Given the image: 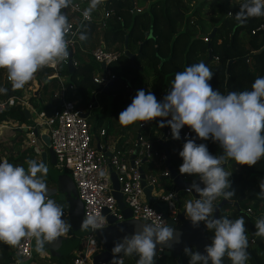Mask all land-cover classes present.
I'll return each mask as SVG.
<instances>
[{
    "label": "clouds",
    "instance_id": "9594fccd",
    "mask_svg": "<svg viewBox=\"0 0 264 264\" xmlns=\"http://www.w3.org/2000/svg\"><path fill=\"white\" fill-rule=\"evenodd\" d=\"M100 4L101 0H90L84 19H90ZM70 6L73 0H0V69L7 71L14 89H23L42 68L55 67L69 58L66 36L72 25L62 10ZM252 17H264V0H243L240 4L235 19L244 25ZM79 39L86 41L87 33L80 32ZM213 75L204 62L192 64L175 74L162 102L151 91L141 89L118 121L128 126L161 118L159 127H170L173 139L179 140L181 129L188 126L201 140L219 142L221 156H213L205 144L198 145L187 137L179 153L183 160L179 172L198 175L204 185L202 188L194 181L186 189L199 197L187 201L186 215L193 226L203 222L209 231L214 230L212 243L203 254L188 247L184 253L189 256V264H223L225 256L231 264H246L250 243L244 218H214L213 204L220 200L218 197L227 201L235 195L230 190L231 173L224 167L226 159L253 167L264 157V77H258L250 91L224 95L212 89L209 81ZM8 91L0 87V94ZM169 116L165 123L164 118ZM26 163L27 171L7 160L0 162V242L17 247L22 240L35 239V251L42 254L47 244L67 234L72 225L63 218L64 207L49 197L48 166L36 160ZM99 174L104 175L102 171ZM260 188L264 194V184ZM174 196L172 193L165 199ZM98 222L95 215H89L82 227L95 228ZM254 224V235L264 237V217ZM181 235L163 221L138 224L132 234L114 242L111 264H123V255L138 256L137 264H155L158 245L171 247L180 242Z\"/></svg>",
    "mask_w": 264,
    "mask_h": 264
},
{
    "label": "trees",
    "instance_id": "16d2710c",
    "mask_svg": "<svg viewBox=\"0 0 264 264\" xmlns=\"http://www.w3.org/2000/svg\"><path fill=\"white\" fill-rule=\"evenodd\" d=\"M87 1L89 0H84L83 2L86 3ZM101 1H103L104 9L111 10L113 13L104 21L105 26L101 29H97L98 24L94 21L84 22L80 32H86L88 39L81 41V45L90 42L89 45L93 46L98 41L95 37V31H101V40L104 47L122 52L115 61L108 65V68H112V72L115 71L114 75L116 78L107 86L105 93L101 92V86L93 83L91 79L96 63L92 60L90 54L82 55L78 52V49L74 53L78 64L73 71L69 72L61 63L57 65L56 71L60 75L65 74L67 83L74 87L78 107H84L90 111L92 106L91 95H93L95 100L97 95L110 97L111 108L109 114L111 120L107 122V126H103L105 129L104 137H106V133L108 135L111 131L113 125H115L114 123L119 124V114L131 104L139 91L138 89H142L140 83L144 84V78L139 74L138 68L152 69L154 75L151 82H149L151 87L148 86V90L144 91L146 93L151 91L158 102H162L169 93L175 74L185 70L192 64L205 62L208 52H210L212 58L205 64L214 74L209 81L214 91L218 90L224 95L232 91H250L254 81L258 77H264L263 53L258 55L259 58H257L258 56L251 57V65L255 68H250L248 65L246 68L245 63L241 61V58L246 55L244 53L249 48L253 50L261 48L264 45L263 39H261V42L251 43L250 47L246 48L242 47L241 41L237 37L238 29L248 27L249 42H254L253 40L260 32L255 29L263 22L264 17H253L257 21L252 25L253 27L248 26L253 19H249L244 25L236 26L238 21L235 19V15L240 8H230L225 11L218 0H138L139 6L147 4L139 12L132 10V7H134L133 0ZM82 4L81 2L79 3L80 6ZM207 5H209L207 8L212 15L204 19L202 11ZM228 11L231 15L227 17L226 12ZM92 13L91 15L96 16L94 11ZM213 26H217L214 36L204 42L202 38L207 37ZM125 36H127L126 49L134 55L133 68L129 66L128 58L123 55ZM139 46L141 47L138 50ZM213 58L216 60H213ZM230 60L231 62L225 71V64ZM247 61H250L249 58ZM260 66L262 68H256ZM3 71L5 70L0 69V80ZM52 72L51 68L44 67L34 76L36 91L35 95H31L28 101L37 113L40 111L49 113L53 106L57 107L58 105V99L54 96V93L59 89L57 80L54 78L46 79ZM127 81L129 86L126 88L125 84ZM1 87L8 88L6 84H1ZM8 90L7 94L14 93L19 95L12 87L8 88ZM7 94H0V97ZM6 120H16L19 123L28 122L24 115V109L17 104L6 108L0 114V122ZM85 120L88 125L90 141H92L94 131L100 128L102 121L99 119L96 125H91L86 117ZM149 124L150 121L145 122V128L139 129V132L149 129L147 128ZM185 128L190 131V137L198 145L205 144L210 154L213 156L217 155L219 149L217 142H214L211 138L201 140L188 126H185ZM170 139V141L166 142L167 145L178 142L176 148L168 155L170 165L176 170L183 163L179 155L183 148L180 147L178 140L173 139L172 136ZM147 140L158 153L161 154L163 152L161 144L158 143L154 136L149 135ZM15 141H21L19 134L13 139V142ZM33 157L32 148H25L17 152H12V148L9 146L0 148V162L4 158V160L14 166H23L26 171L28 168L26 161L35 160ZM230 162L233 167L229 177L231 182L230 190H234L235 195L230 200H227L230 202L229 204L219 210L218 218L224 217V212L229 207L233 208V201H237L235 216L230 220L243 217L247 229L246 233L254 240L253 244L248 246L247 251L250 254V258L246 264H264V237L254 235V221L244 213V209L253 205L252 203L257 204L255 210L264 206V194H261L262 190L260 188V185L264 184V157L253 167L238 165L234 160H230ZM250 191L251 193H247ZM213 234L214 230L209 231L206 229L204 231V236L211 243ZM80 248L79 244L73 252L63 256L50 253V261L56 264H71L74 253L80 251ZM8 251H10L9 246L0 242V259L3 258L5 264L9 262L10 253ZM35 256L36 254L32 252L33 259ZM178 259L179 264H189V256L184 253V250L179 253ZM157 261L159 264H176L174 258L163 255ZM124 262L125 260L123 264ZM228 262L231 264L229 259Z\"/></svg>",
    "mask_w": 264,
    "mask_h": 264
},
{
    "label": "built area",
    "instance_id": "2783aa9c",
    "mask_svg": "<svg viewBox=\"0 0 264 264\" xmlns=\"http://www.w3.org/2000/svg\"><path fill=\"white\" fill-rule=\"evenodd\" d=\"M132 10L139 12L138 8L132 7ZM84 10L81 9L79 4L73 2V6L65 9V14L68 17L69 23L72 25L70 32L66 36V39L70 42L68 51L69 58L72 67H76V61L71 57V54L75 51L79 44V34L81 26L84 22H96L97 29H101L105 26V20L113 13L111 10H104L99 17L91 15V18L85 20L83 17ZM229 16V11L226 12ZM256 31H264V20L255 29ZM253 32V31H252ZM72 33H76L75 36ZM204 41L207 38H203ZM92 60L96 64H103L101 67V75L92 76V82L100 86H105L109 81H113L116 77L114 73L108 68V65L115 61L122 52L114 49H106L102 45L93 47L89 52ZM63 61L61 63H65ZM216 60V59H215ZM53 73L47 76V79L54 78L57 80L59 89L57 95L59 97V104L57 107L51 108L49 113L40 111L33 113V121L31 125L26 126L25 131L28 132L30 140L26 143V146H33L32 129H36L38 133H44L49 137V145L55 156L54 168L57 170H66L69 172L71 180L77 192V196L82 203V219L84 220L89 215H95L98 218V224L95 228H87L89 233L80 239V251L74 253L71 264H92V256L98 254L102 249L94 238L92 232L94 229L101 228L108 225L106 220L107 216H111L116 221L122 220V215L116 207L115 200L111 194V183L109 179L110 169L114 172L115 178L118 184V191L121 194L124 206L129 209L130 217L138 219L147 223H160L163 221L166 223L163 215L157 212L153 207L146 203L143 194V188L141 187V179L145 181L146 185L151 186L150 195L155 196L156 200L164 203L166 207V213L168 216L177 222V214L181 210L179 202L176 198L177 190L164 192L162 189L154 191V186L157 184L158 178H168L167 169H163L159 176L144 175L141 172V165L144 161L156 158L157 163L162 164L165 160L163 153H158L152 148L150 142L139 132L136 135L135 147L136 153L130 160V152L125 153L122 149L113 148L110 153L104 154L92 145L90 141V134L88 125L86 123L83 113L77 106V97H75L74 87L70 84H64V81L58 75L56 68H51ZM4 81L10 82L7 78V73L4 74ZM0 84V87H1ZM66 89L74 95L75 99L65 98L64 91ZM171 90V89H170ZM169 90V91H170ZM18 101L15 96H9L6 98L0 97V114L6 109L10 108ZM171 117L164 118L166 122ZM15 123L11 120L1 121V128L15 127ZM136 125L139 129L145 128V122L137 121ZM99 134L104 135V131L100 130ZM172 132L170 127H164L161 129V135L157 138L160 143H165L171 140ZM186 137H190V131L183 127L180 132V141L184 145ZM103 172L101 176L99 173ZM143 174V177L141 176ZM188 174H183L182 179L192 182L188 179ZM188 187L181 189L184 193L190 194L186 191ZM175 193L172 199L166 200L170 194ZM220 199V197H218ZM105 210L103 213L102 211ZM244 213L247 217L252 219L254 223L257 218L264 214L260 211H255L251 207L244 209ZM65 234L62 237H66ZM31 240H22L20 245L13 247L14 258L7 264H16L17 260H31ZM253 239H249V243L252 244ZM113 257L105 263L111 264ZM139 259V257H138ZM124 261V257H122Z\"/></svg>",
    "mask_w": 264,
    "mask_h": 264
},
{
    "label": "water",
    "instance_id": "95a60500",
    "mask_svg": "<svg viewBox=\"0 0 264 264\" xmlns=\"http://www.w3.org/2000/svg\"><path fill=\"white\" fill-rule=\"evenodd\" d=\"M62 11L65 13V9ZM213 34L214 30H211L208 34V38H211ZM126 40L127 36L124 37L123 41V55L128 58L129 66L133 68L134 55L127 51ZM140 47L141 46L138 47V50L140 49ZM262 51H264V45L253 54H259ZM211 58V54L210 52H208L205 63L210 61ZM246 60V57L241 58V61ZM230 62L231 60L227 62V66ZM101 67H103V64H101ZM66 68L69 72L73 71L70 60H67ZM112 82L113 81H109L106 86L101 89V92L105 93L107 86ZM90 101H94L93 96L90 97ZM24 115L26 119L29 118L27 110H24ZM83 116L85 117L86 114H83ZM18 130L20 129L17 128L16 131ZM23 131H25V128H23ZM32 136L34 138V145L32 146L34 154L38 156L39 162L45 163L49 169L47 174V181L50 183V185L48 186L49 197L54 199L57 204H60L64 207L63 218L72 225V228L67 233L66 237H60L56 242L46 245L45 250L49 251L50 253L63 256L73 252L78 247L81 237L87 235L89 233V230L82 227V203L77 196V192L71 180L69 172L66 170H57L54 168L55 156L49 145V137L44 133H38L35 128L32 129ZM160 144L164 150V155L166 157L164 160V166H166V169L169 173L168 178L175 185V189L181 190L183 188L189 187L194 181L200 184V186L203 188L204 185L198 175H195V178L192 180V182L182 179V174L180 172L177 173L176 170L169 164L167 144ZM217 145L219 146L217 156H220V154L223 153V149L219 145V142H217ZM136 150L137 148L135 147L133 149L132 155L130 156V160L133 158ZM141 176L143 177V174H141ZM109 179L111 183V194L115 200L117 209L122 215V220L115 222L113 217L107 216L106 220L108 222V225L93 230L92 234L102 250L98 254L92 256V264H102L110 260L113 257L112 249L114 247L115 241L121 239L124 235L132 234L134 232V228L138 224H147V222H143L130 217V211L124 206L121 194L118 191V184L115 178V174L111 169L109 172ZM140 183L141 187H144L143 194L146 203L150 204L154 210L160 212L163 215L166 224L174 226L178 231L182 233L179 243H173L171 247L158 245L157 256L154 258L155 264H159L157 259L161 255L172 257L175 259L176 264H179V253L183 251L185 247L191 248L193 251H199L203 254L205 247L211 245V242H209V240L204 236V231L207 229L205 224L203 222H200L198 226H193L192 222L186 215V208H183L178 212L177 222H175L166 213L165 204L157 201L155 196L150 195L151 186L146 185L143 179H141ZM190 194L192 201L199 198L195 192H190ZM229 203L230 202L224 200L223 196H221L220 200L213 204L215 209L213 217L218 218L219 210ZM232 205L237 206L236 202L232 203ZM102 212L104 213L105 210H103ZM121 229H123L124 231L122 232ZM35 247V239H33L31 242V253L36 252ZM120 255L122 256V254ZM124 256H128L132 264H137L138 256L123 255L122 257ZM222 262L223 264H230L228 262V257L226 256L222 258Z\"/></svg>",
    "mask_w": 264,
    "mask_h": 264
},
{
    "label": "crops",
    "instance_id": "0c3cea01",
    "mask_svg": "<svg viewBox=\"0 0 264 264\" xmlns=\"http://www.w3.org/2000/svg\"><path fill=\"white\" fill-rule=\"evenodd\" d=\"M84 0H73V2L74 3H76V4H79L80 2L81 3H83L80 7H81V9H83V10H85L88 6H89V3H90V0L89 1H87L86 3H84L83 2ZM136 1H138V0H136ZM217 1V0H216ZM218 2L220 3V5L221 6H223V9H225V11H227V9H230V8H240V4L243 2V0H218ZM133 3H134V0H133ZM147 5V4H146ZM146 5L143 7H139L140 9H142V8H145L146 7ZM133 6H134V8H138V7H136L134 4H133ZM207 7H209V5H207V6H205L204 8H203V11H202V13H203V17H204V19H207V18H209L212 14H210V11H209V9L207 8ZM138 8V9H139ZM139 9V10H140ZM105 9H104V7H103V1H101V4L97 7V9L96 10H94V12H96L95 13V15L97 16V17H99L100 16V14L104 11ZM135 12V11H134ZM93 14V13H92ZM227 15V14H226ZM228 17V16H227ZM249 19H253L252 21H251V23H250V25L248 24V26H252L253 24H255L257 21H255V19L252 17V18H249ZM239 25H241L239 22H238V24L236 25V26H239ZM253 27V26H252ZM216 28H217V26H213L212 28H211V30H214V34H215V30H216ZM247 29H248V27H241V29L239 30L238 29V33H237V37L239 38V40L241 41V45H242V47H246V48H249L250 47V44L251 43H257V42H261V39H263V41H264V31H261V30H259L260 32L256 35V38L253 40L254 42H249V38H248V31H247ZM210 30V31H211ZM210 31H209V33H210ZM208 33V34H209ZM214 34H213V36H214ZM212 36V37H213ZM95 37H96V39L98 40L97 41V43H94L93 44V46H90L89 45V43L90 42H87V43H84L85 45H81L82 44V42H81V40H79V44H78V46H77V48L75 49V51L71 54V57L76 61V63L78 64V60L74 57V53L76 52V50L78 49V52L80 53V54H89V52H90V50L93 48V47H95V46H98V45H102V46H104V44H103V41L101 40V31H99V30H97V31H95ZM207 40L206 41H208L210 38H208V35H207ZM91 39V38H90ZM202 40H203V38H202ZM204 41V40H203ZM206 41H204V42H206ZM110 49H112V48H110ZM251 48H249L244 54H246L244 57H246L247 58V60H248V58H249V60L250 61H242L243 63H245V66H246V68H247V65L248 66H250V68H255L254 66H252L251 65V63H252V60H251V57L252 56H258V55H260L261 53H263L262 55H263V57H264V51H262L261 53H259V54H253L255 51H257V50H259L260 48H258V49H256V50H253V49H251ZM244 57H242V58H244ZM257 58H259V56L257 57ZM213 60H215L214 58H213ZM256 60V59H255ZM257 62H259V61H257ZM142 63V62H141ZM205 63V62H204ZM64 67H66V64L65 63H61ZM230 64V63H229ZM228 64V65H229ZM263 66V65H262ZM262 66H260V67H256V68H262ZM46 67H48V68H56L57 67V65L55 66V67H51V66H46ZM227 62H226V64H225V71L227 70ZM75 67H73V69H74ZM132 68V67H131ZM53 71V70H52ZM115 72V71H114ZM113 72V73H114ZM138 72H139V74H141V76L144 78V84L143 83H140L141 85H142V89L143 90H148V86L149 87H151V83H149V82H151V79H152V77H153V71H152V69L151 68H138ZM5 73H7V71L5 70V71H3V75H2V77H1V80H0V82H3L4 81V74ZM53 73V72H52ZM59 76H60V78L64 81V84H68L67 83V77H66V75L64 74V75H60V74H58ZM94 75V74H93ZM92 75V76H93ZM46 79H47V77H46ZM92 79V78H91ZM2 84H6V86L8 87V88H10V87H12V84H11V82H4V83H2ZM106 86V85H105ZM129 86V84H128V81L126 82V84H125V87L127 88ZM104 86L102 85L101 86V88H103ZM12 89H14L13 87H12ZM134 90H135V88H133ZM16 92H18V94L19 95H17V94H14V93H11V94H7L6 96H3V97H1V98H6V97H9V96H15V97H17L18 98V101L15 103V104H17V105H19V107L20 108H22V109H24V110H27V112H28V114H29V118L28 119H26V121L28 120V122L27 123H19V122H17L16 120H12L14 123H15V127H11V131L14 133L13 135H12V137L9 139V140H7L8 141V143H13V137L14 136H16L17 134H18V132H21V131H23V128H25L26 129V126H28V125H31L32 124V121H33V113H32V111L34 110L35 111V109L32 107V105L30 104V102L28 101L29 100V97L31 96V95H35V91H36V88H35V81H34V79L32 80V81H30L28 84H26L25 85V87L23 88V89H19V90H17V89H14ZM138 90H140V89H138ZM55 95V98L56 99H58V101H59V97H58V95H57V91L54 93ZM91 96H93V95H91ZM90 96V97H91ZM159 96H160V94H159ZM64 97L65 98H70V97H72V94L66 89V87H65V91H64ZM73 97H74V95H73ZM77 97V96H76ZM93 100L94 101H92L91 102V109L93 108V107H95V106H97V100H95L94 99V97H93ZM58 104H59V102H58ZM94 104H95V106H94ZM109 105H110V108H111V100H110V103H109ZM58 106V105H57ZM53 107H55V106H53ZM52 107V108H53ZM89 108H90V106H88ZM79 109L81 110V112L83 113V114H86V118H87V116L89 115V112L90 111H88V109H86V108H84V107H79ZM51 110V109H50ZM109 113H110V109H109ZM111 119H110V114H109V121H110ZM161 122V118H157V119H155V120H152V121H150V124L147 126V128H149V129H146V130H142V132H139V130H138V127H137V125H136V123H134V124H132V125H128V126H123V125H121L120 123L119 124H116V123H114L115 125H113V128L111 129V131L108 133V135H107V133L105 134V136L106 137H104V135L103 136H101L100 134H99V131L100 130H105L104 129V127H103V125H100V128L98 129V130H96V131H94V137H93V139H92V141L91 142H93L92 143V145H94L97 149H100V151L101 152H103L104 154H109L110 153V151L113 149V148H117V149H122L125 153H127V152H130V154L133 152V149L135 148V141H136V135H137V132H139L141 135H143L146 139L148 138V136L149 135H151V136H154L155 138H156V140H157V138L161 135V129L162 128H160L159 127V123ZM166 123V122H165ZM167 127V126H166ZM17 128H19L20 130H18V131H16V129ZM164 128V127H163ZM1 129H4V128H1ZM0 129V130H1ZM143 129V128H142ZM12 139V140H11ZM12 141V142H11ZM170 141V140H169ZM179 142H181L180 140H178ZM4 143H6V141L4 142ZM164 143V142H163ZM182 143V142H181ZM165 144V143H164ZM178 144V142H176V144H171V145H167V150H168V155H169V153L172 151V150H174L175 148H176V145ZM1 145V144H0ZM4 145L5 144H3V145H1L2 146V148L4 147ZM218 148H219V146H218ZM25 149V148H24ZM219 150V149H218ZM218 152V151H217ZM161 153H163L164 154V150H163V152H161ZM222 155V153L220 154V156ZM217 156V155H216ZM169 157V156H168ZM35 159V158H34ZM36 161H38L39 162V159H35ZM170 164V163H169ZM227 164H230V166L232 165L231 164V162H230V159H228L226 162H225V164H224V166H226ZM161 165V167H160V170H159V173L165 168L166 169V166H164V162H162V164H160ZM180 166H181V164H180ZM180 166H179V168H180ZM232 171V170H231ZM231 171H230V173H231ZM141 172L144 174V175H149L150 176V174L151 175H153V176H155L152 172H151V170H150V166L147 168V167H144L143 166V164L141 165ZM176 172L177 173H179V169L178 168H176ZM159 173H158V176H159ZM39 175V174H38ZM194 177H193V179L195 178V175H193ZM157 177V176H156ZM167 179H169V178H167ZM192 179V180H193ZM46 183H47V186H49L50 185V183L48 182V181H46ZM173 184V183H172ZM173 186L175 187V185L173 184ZM157 191V190H156ZM155 191V188H154V191L152 190L151 192H156ZM252 191V190H251ZM251 191L250 192H247V193H251ZM215 203H216V201H214ZM235 201H233V203H234ZM236 204H237V201H236ZM233 206V205H232ZM237 206H233V208H236ZM249 207H252L254 210H255V208L257 207V205H250ZM260 212H261V214H263L264 213V206L262 207V208H260V210H259ZM225 213V215H224V217H227L228 219H233L234 218V216H235V213H234V215L232 216V215H230V214H227V211H225L224 212ZM261 217H263V216H259L258 218H261ZM257 218V219H258ZM9 246V245H8ZM9 250L10 251H8L9 253H10V256H9V262L14 258V254H13V247L12 246H9ZM31 251H32V249H31ZM35 254H36V256L34 257V259L33 258H31V260H20V261H22V264H56V263H52L51 261H50V252L49 251H47V250H45L42 254L41 253H37V252H35ZM4 260H3V258H1L0 259V264H5V262H3Z\"/></svg>",
    "mask_w": 264,
    "mask_h": 264
},
{
    "label": "rangeland",
    "instance_id": "374dc122",
    "mask_svg": "<svg viewBox=\"0 0 264 264\" xmlns=\"http://www.w3.org/2000/svg\"><path fill=\"white\" fill-rule=\"evenodd\" d=\"M134 5L136 7H138V8L142 7V6H139L138 1H136V0H134ZM94 13H96V12H94ZM111 71H112V68H111ZM93 73H94V76L95 75L96 76L101 75L100 64H96V66H95V68L93 70ZM70 98L75 99L74 97H70ZM96 100H97V106L93 107L90 110L89 115L87 116V120L91 123V125H96L97 121L100 119L102 121V125L105 127V126H107V122L109 121L110 97L109 96L97 95L96 96ZM13 134L14 133L11 131V127L4 128V129L0 130V144L1 145L5 144L4 145L5 147H3V148H6V147L9 146V147L12 148V152L21 151L24 148H27V149L31 148V146H26V143L30 140V136H29L28 132H25V131L18 132V134L20 135V138H21L20 142L19 141H15L13 143H8L7 140H9L12 137ZM14 138H15V136L12 139H14ZM5 141H6V143H4ZM1 145H0V148H2ZM179 145H180L181 148H183V144L181 142H179ZM222 155H223V153H222ZM34 158L35 159H39L36 154H34L33 159ZM227 160L228 159H226V161ZM3 161H4V158L1 159V162H3ZM143 166L147 167V168L150 166L151 172L155 176L158 177V173H159L161 165L159 163H157L156 158H153L151 160H147L146 162H143ZM224 167H225L226 171H228L229 173L233 169L232 165L230 166V164H227ZM193 177H194L193 175H189L188 179L192 180ZM154 188H155V191L158 190V189H162L164 192L173 191L174 190V186H173L172 182L169 179H167V178H162V179L158 178L157 179V184L154 186ZM176 198H177V200L179 202L180 209L185 208V205H186L187 201L192 200L191 194L184 193L181 190H177ZM252 204L253 205H257L256 203H252ZM235 209L236 208L229 207L227 209V214H230V215L233 216L234 212H235ZM255 232H256V228H255V230H253V233H255ZM246 235L248 236V240L251 239V237L247 233H246ZM252 238H254V237H252ZM124 260H125L124 264H131V262H130V260H129V258L127 256H124Z\"/></svg>",
    "mask_w": 264,
    "mask_h": 264
}]
</instances>
